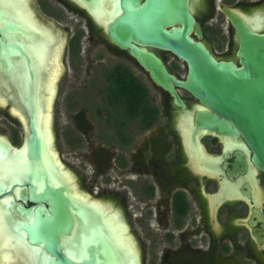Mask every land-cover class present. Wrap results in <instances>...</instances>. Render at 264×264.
I'll use <instances>...</instances> for the list:
<instances>
[{
    "label": "flooded vegetation",
    "instance_id": "flooded-vegetation-1",
    "mask_svg": "<svg viewBox=\"0 0 264 264\" xmlns=\"http://www.w3.org/2000/svg\"><path fill=\"white\" fill-rule=\"evenodd\" d=\"M237 2L241 6L233 5ZM26 4L37 25L51 29L59 39L57 45L49 47V57H54L49 73L57 69L59 72L50 107H45L51 97L46 89L49 74L45 83L44 131L42 128V137L57 167L49 166L43 155L34 95L29 93L23 103L15 98L16 92L3 87L0 162L22 165L0 176V208L11 215L12 234L0 235V264L56 261V256L41 243H31L22 229L33 225L36 211L42 217H52L53 199L47 190L60 191L66 201L71 227L69 233H60L58 243L60 255L72 264H264V172L252 162L244 140L198 128L194 116L209 109L175 86L184 104L183 108L178 106L172 95L156 86L127 52L109 43L98 22L106 19H101L98 6H87L85 0H27ZM190 7L202 35L199 38L192 31L191 37L201 42L217 62L240 66L235 30L222 7L235 12L252 31L264 34V0H190ZM40 11L54 23L77 21V28L66 33V40V34L38 15ZM0 12V28L6 20L14 22L3 8ZM8 34L12 41L20 42L12 38L15 34ZM84 40L91 43L85 51ZM95 47L102 55L92 65L93 61L84 55ZM56 51H60L57 61ZM63 51L72 72L80 69L85 74L80 81H87V87L78 85L77 76L68 79L71 83L65 85L66 91L62 87L67 71ZM150 51L170 75L185 80L186 62L169 51ZM0 58L7 60V66L0 61V76L8 84L14 58L23 61L32 87L33 62L31 65L24 46L23 54L0 47ZM111 58L117 62L110 66ZM117 67L127 69L140 89L138 107L131 111L108 100L109 76ZM95 84L99 86L97 91ZM87 90L92 91L89 97L99 96L101 102L93 100L90 107L79 104V96L89 101ZM62 91L65 108L61 112L54 106ZM32 128L39 144L35 159L28 151ZM86 167H90L89 174ZM59 174L71 184L64 183ZM111 216H116L118 220L114 222L124 228L123 237L116 241L109 236L107 221ZM94 231L99 232L103 251L98 250ZM18 239L30 251L35 250L33 263Z\"/></svg>",
    "mask_w": 264,
    "mask_h": 264
},
{
    "label": "water",
    "instance_id": "water-1",
    "mask_svg": "<svg viewBox=\"0 0 264 264\" xmlns=\"http://www.w3.org/2000/svg\"><path fill=\"white\" fill-rule=\"evenodd\" d=\"M92 6L98 0H85ZM26 0H0V8L14 20H6L0 28V47L6 52L25 51L31 57V84L26 79L25 65L20 59H11L12 68L9 84L0 76V90L3 87L16 92L17 101L24 103L29 93L34 95L35 120L42 137L45 83L54 57H49V47L58 44V37L51 29L37 25L33 13H26ZM112 16L105 26L103 35L118 49L125 51L144 69L152 82L170 93L176 104L184 107L175 86L188 91L209 110L197 113L194 123L218 135L241 137L250 150L251 160L264 172V34L252 31L235 12L227 7L221 10L235 30L238 42L239 67L228 62H217L205 46L191 37L192 31L201 38L200 26L196 23L190 7V0H110ZM0 12V17H1ZM1 20V18H0ZM28 31L32 32L29 33ZM8 32L15 34L12 41ZM18 33V34H16ZM23 37H21V36ZM63 41L64 38L62 39ZM5 41V42H4ZM9 42V43H8ZM23 44V45H22ZM11 48V49H10ZM150 49L171 52L187 64L185 80L170 75L161 60ZM7 66V60L1 59ZM33 99H29L32 103ZM44 142L43 155L49 166L57 165ZM31 159L39 156V144L32 128L28 143ZM22 165V163H19ZM17 162H0V176L11 173ZM60 172V171H59ZM61 180L68 184L69 179ZM52 201V217H42L36 211L33 225H24L31 243H41L56 256L53 264H72L60 255L59 235L70 231L71 219L66 210V201L60 191L47 190ZM11 215L0 208V235L11 234ZM96 244L102 250L100 235L94 231ZM102 241V240H101ZM19 245L33 263V253L18 239ZM96 249V252H98Z\"/></svg>",
    "mask_w": 264,
    "mask_h": 264
},
{
    "label": "rangeland",
    "instance_id": "rangeland-1",
    "mask_svg": "<svg viewBox=\"0 0 264 264\" xmlns=\"http://www.w3.org/2000/svg\"><path fill=\"white\" fill-rule=\"evenodd\" d=\"M44 3V2H43ZM245 3V2H244ZM34 5V4H33ZM233 5H236V6H241V3L240 2H237V3H235V4H233ZM235 6V7H236ZM35 7V6H34ZM36 11H37V9H35ZM38 15L42 18V19H44V21H46V22H49L52 26H54V28L56 29V30H61L63 33H64V35L66 34V33H69V34H71L76 28H77V21H72V20H56V22L54 23L53 22V20L48 16V14H43V12L42 11H40V12H38ZM48 16V17H47ZM79 21V23H83L81 20H78ZM66 31V32H65ZM67 35V34H66ZM65 35V38H66V40L69 38V35H67L66 36ZM85 37H86V39H87V37H88V35L87 34H85ZM85 42H83V46H82V50L83 51H85L86 49H89L90 48V45H91V43L90 42H88V40H84ZM65 42V41H64ZM64 52L65 51H63V54H64ZM62 53V52H61ZM101 53H100V49H98V48H93L92 49V52H89L88 54H87V56L86 55H84V58L85 59H91L92 61H93V63H92V65H94L95 64V60H98V59H100V57H101ZM63 60H64V63H65V65H66V68H67V71H66V74H65V72H64V77H65V81H63V85H62V87L63 88H65V91H66V87L67 86H65L66 84H68V83H71V81L69 82V80L68 79H71L72 80V78H73V76H77V79H78V85H83L84 86V88L85 87H87V81L84 83V84H82V82L80 81L84 76H85V74L79 69L78 71H74V72H72V70L70 69V65H69V62H70V60H69V58H68V56L66 55V53L64 54V58H63ZM86 62H88V63H90L89 61H86ZM115 62H117V60L115 59V58H111L110 59V66L111 65H113V63H115ZM87 64H85V65H83V66H86ZM91 65V66H92ZM132 66H134V65H132ZM84 70V69H83ZM94 75H95V73H94ZM69 85H72V84H69ZM99 88V86H98V84H95V91H97V89ZM62 89V88H61ZM89 92H91V93H89ZM86 94H87V96L89 97L91 94H92V91H89V90H87L86 91ZM64 95H65V92H61V95L60 96H58L57 97V101H56V103H55V106H54V108L55 109H57V110H61V112H62V110H64V108H65V104H64ZM101 97H99V96H97V97H94V98H92V97H89V101L87 100H82L81 99V97L79 96V104H81V105H83L84 103H85V105L87 106V107H90V103H91V101H93L94 100V102H97L98 100H100V102H101ZM87 102H89V103H87ZM65 148V147H64ZM64 151L66 152L67 150H65L64 149ZM69 156V155H68ZM68 156L66 157L65 155H63V157H65V158H68ZM88 174L90 173V167H86V170H85ZM81 173V172H80ZM80 178H81V176H80ZM83 182V181H82ZM87 182V181H86ZM84 185H86L85 183H83Z\"/></svg>",
    "mask_w": 264,
    "mask_h": 264
},
{
    "label": "trees",
    "instance_id": "trees-1",
    "mask_svg": "<svg viewBox=\"0 0 264 264\" xmlns=\"http://www.w3.org/2000/svg\"><path fill=\"white\" fill-rule=\"evenodd\" d=\"M109 77L110 94L108 100L113 104L117 103L126 109H130L129 111L132 110L131 108L138 107L140 89L136 83H133L130 72L123 67H117Z\"/></svg>",
    "mask_w": 264,
    "mask_h": 264
},
{
    "label": "bare ground",
    "instance_id": "bare-ground-1",
    "mask_svg": "<svg viewBox=\"0 0 264 264\" xmlns=\"http://www.w3.org/2000/svg\"><path fill=\"white\" fill-rule=\"evenodd\" d=\"M26 2H27V0H26ZM26 2H25V8H26V13H29L30 11L28 10V7H27V4H26ZM111 3L112 2H110V0H98V1H96V2H94V4L93 5H96V6H98L99 8H98V10L99 11H101V13H102V15L100 16L101 17V19L102 18H106L105 19V21L104 22H100V21H98L100 24H102L103 26H105V23H107L111 18H113V16H112V5H111ZM84 4V3H83ZM84 6H85V4H84ZM31 13V12H30ZM242 15H244V14H242ZM97 16H99V15H97ZM99 20V19H98ZM255 28H257V25H255ZM62 40V39H61ZM53 48V47H52ZM55 49V48H54ZM51 50V49H50ZM50 50H49V56H51V52H50ZM59 50H60V48H59ZM53 52H54V50H53ZM60 52V51H59ZM59 52H57L56 51V54H55V60L57 61V59H58V54H59ZM54 54V53H53ZM59 61V60H58ZM53 64V63H52ZM59 64V63H58ZM57 65V64H56ZM56 65H53V66H56ZM51 68H52V66H51ZM58 72H59V70L57 69V70H53L51 73H49V81H48V83H47V86H46V89L51 93V97H50V100H48L49 102L48 103H46V105H45V107H50V104H51V102H52V100H53V96H54V84H55V81H56V76L58 75ZM47 98V97H46ZM48 110V109H47ZM46 113H49V112H46ZM44 127V126H43ZM43 131H44V128H43ZM47 135V134H46ZM49 137H50V135H49ZM46 138H48V136L46 137ZM53 138V137H52ZM52 149V148H51ZM51 151V150H50ZM60 164V163H59ZM61 166V165H60ZM66 173V172H65ZM69 175V174H68ZM70 176V175H69ZM63 177V176H62ZM64 178V177H63ZM70 182H71V180H70ZM68 184H71V183H68ZM76 200V199H75ZM78 200V199H77ZM101 205V204H100ZM91 206H89V208H90ZM93 207H95V206H93ZM104 208V207H103ZM92 209H95V208H92ZM97 211V210H96ZM109 211V210H108ZM112 213V212H111ZM115 213V212H114ZM99 214V213H98ZM104 217V216H103ZM108 219V218H107ZM105 220V219H104ZM116 220H118L117 219V217L116 216H111V218L109 219V221H107L109 224L108 225H110V230H109V236L111 237V240L112 241H116L117 240V238H121V236L124 234V228L122 229V227L120 226V224L119 223H115L114 221H116ZM108 229H109V227H108ZM107 229V230H108ZM106 233V232H105ZM127 233V232H126ZM76 234H77V232H76ZM7 236V235H6ZM2 237V236H1ZM123 237V236H122ZM73 238H74V236H73ZM72 237H71V239H73ZM70 239V240H71ZM130 240V239H129ZM68 242V241H67ZM67 244V243H66ZM114 244V243H113ZM130 245H131V243H130ZM14 246V245H13ZM66 246V245H65ZM71 247V246H70ZM116 248H117V246H116ZM126 248V247H125ZM114 249H115V247H114ZM67 250V249H66ZM134 250V249H133ZM22 251V250H21ZM10 254V253H9ZM26 255V254H25ZM7 256H9V255H7ZM4 257V256H3ZM135 257V256H134ZM10 258V257H9ZM9 261H10V259H9ZM11 262V261H10ZM8 263V262H7Z\"/></svg>",
    "mask_w": 264,
    "mask_h": 264
}]
</instances>
